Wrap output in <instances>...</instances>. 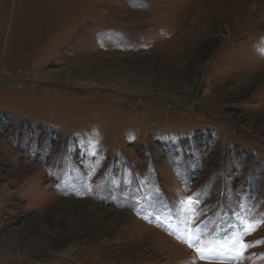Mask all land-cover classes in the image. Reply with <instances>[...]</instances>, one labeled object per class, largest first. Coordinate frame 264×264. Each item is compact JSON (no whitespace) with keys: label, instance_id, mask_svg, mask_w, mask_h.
Returning <instances> with one entry per match:
<instances>
[{"label":"rangeland","instance_id":"rangeland-1","mask_svg":"<svg viewBox=\"0 0 264 264\" xmlns=\"http://www.w3.org/2000/svg\"><path fill=\"white\" fill-rule=\"evenodd\" d=\"M261 218L264 0H0V264H264Z\"/></svg>","mask_w":264,"mask_h":264},{"label":"snow or ice","instance_id":"snow-or-ice-1","mask_svg":"<svg viewBox=\"0 0 264 264\" xmlns=\"http://www.w3.org/2000/svg\"><path fill=\"white\" fill-rule=\"evenodd\" d=\"M194 206H195V201L190 202V207H194ZM262 223H264V218H261V220L258 221L256 224L245 225L242 228V231H243V233L245 235L250 234L252 231L256 230V226L258 224H262ZM254 243H264V241H257V242H254ZM197 244H199V237L198 236L190 243V246L195 247ZM233 245H234V250L238 251V253H239V256H238L239 259L245 258V253H246L247 249L249 247L253 246V244L245 243L243 241L242 237H239V238L235 239L233 241ZM196 250H197V252H198V254H199L201 259L208 258L214 252L213 249L208 248V247L196 248Z\"/></svg>","mask_w":264,"mask_h":264}]
</instances>
